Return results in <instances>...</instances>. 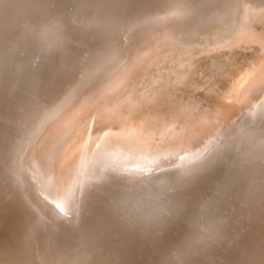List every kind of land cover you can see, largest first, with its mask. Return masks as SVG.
I'll use <instances>...</instances> for the list:
<instances>
[{"label": "bare ground", "instance_id": "1", "mask_svg": "<svg viewBox=\"0 0 264 264\" xmlns=\"http://www.w3.org/2000/svg\"><path fill=\"white\" fill-rule=\"evenodd\" d=\"M263 35L264 0H0V199L21 227L0 264H264V97L225 116L171 85L181 57ZM182 132L165 159L143 144ZM71 133L93 142L59 181Z\"/></svg>", "mask_w": 264, "mask_h": 264}, {"label": "rangeland", "instance_id": "2", "mask_svg": "<svg viewBox=\"0 0 264 264\" xmlns=\"http://www.w3.org/2000/svg\"><path fill=\"white\" fill-rule=\"evenodd\" d=\"M252 36H254V35H252ZM260 40H261V42H260ZM262 40H264V35L260 36L259 40L256 42L253 41L252 39H247L248 44L245 42L241 46H237L235 48L233 47L234 49L233 48L232 49L227 48V49H224L222 51L221 50L218 51V50H213V49L209 50L208 49V51H210V52H206L207 50H204L201 52H196L198 55L191 54V55L185 56L183 58L181 57V61L185 60V62L183 61L181 63V61L179 60V63H180V66L182 64L181 69H183V68L184 69L180 70L181 72L178 73V75L175 77L176 78L175 82L171 81V85L174 84L175 87L177 88L176 89L177 91L182 92L185 90L186 91L185 93H187V94L188 93L194 94L196 102L202 104L204 107L213 106L215 103L218 102L219 104H221L223 106L225 116H230V115L234 114V110H236L235 112H237L240 109L239 106H242V105L243 106L248 105L249 107H251L250 110L259 109L260 106H258L256 101L259 98L264 97V92H263L264 91V89H263L264 88V58H263L264 57V43H263L264 41L262 42ZM260 43H261V45H260ZM247 45H249V46L247 47ZM259 45L261 46V48L258 47ZM252 46L254 47V49L252 48ZM239 47H240V49H239ZM235 49H236V51H235ZM242 49L244 51H241ZM245 49L246 50L248 49V50L246 51ZM211 50H213L215 52H213ZM217 53H219V55ZM189 56L191 58H189ZM185 58H187V59H185ZM209 58H213V59H209ZM251 59H253V60H251ZM209 60H211V61H209ZM252 61H253V63L256 62L257 65L251 63ZM195 62H196V65H195ZM187 63H192L194 66L192 67V64H190V65L188 64L189 65V67H188ZM183 64H185V66ZM252 65H253V68H252ZM185 72H187L188 74ZM184 73H185L184 77L187 80H185L183 77ZM255 73H259L257 77H258L260 82H263L262 84H260L262 86L258 87V85H259L258 84L257 87L253 89L254 91L252 90L253 85L249 86V89L251 90L250 93L244 94L243 97L239 98V95L236 91L240 87H243L245 89L246 86L253 84L254 83L253 77L255 76L254 75ZM238 76L240 77V79ZM178 77H179V79H178ZM250 78H251V81L247 82ZM176 82L177 83L179 82L180 85H179V83L177 84ZM74 122H76V121H74ZM128 125H130L129 122H128ZM131 125H134V126H130L131 130L134 129L133 132L139 133V135H138L139 137L147 136L146 128H143V129L139 128V126L134 124V123H132ZM199 126L200 125H198L196 127L198 128ZM137 128H139V130ZM135 129H137V130H135ZM182 133L183 134L173 135L174 137L169 139V140H172L173 143H170V142L165 141V140H159V139L154 138L155 136H152V137H149L148 140H146L143 144H146L147 146L145 145L146 146L145 148L152 152V153L150 152V154H149L151 157H154V158L160 157L158 159H165L166 156H168L170 153H172L170 151L171 148H168L167 152H166L165 148H167L171 144H174L177 146L178 144H175L176 142H179L180 140L187 139V134L184 132H182ZM71 134H74V135H70L69 140L67 141L66 145L64 146V148L61 149L62 151L59 155H62V157L60 160H58V162L56 164V166H58V171L56 172V178L59 181H62L66 178L67 171H68V173H70V170L73 166L72 162L75 159L76 154L79 153L83 148L87 147V145H89L93 142V140H91V134L90 133L89 134L88 133H86V134L81 133L79 135L78 134L76 135L75 133H71ZM111 136H114V135H110V134L105 135L103 137V139H101L103 142H101L99 140H95V141H97L101 145L105 146L106 148H113L117 145V141L113 140ZM85 140H87V141H85ZM156 140L161 141V142L157 143ZM69 141H72V142L69 145H67ZM83 142H85V144ZM92 145H94V144H92Z\"/></svg>", "mask_w": 264, "mask_h": 264}, {"label": "water", "instance_id": "3", "mask_svg": "<svg viewBox=\"0 0 264 264\" xmlns=\"http://www.w3.org/2000/svg\"><path fill=\"white\" fill-rule=\"evenodd\" d=\"M9 210L10 208H4L3 203L0 199V238L4 236L5 233L10 234L13 237H15L13 233L21 230V227L17 225L16 222L13 223V220H12L13 216L11 217ZM12 242L14 241L12 240ZM90 263H94V262H90Z\"/></svg>", "mask_w": 264, "mask_h": 264}]
</instances>
